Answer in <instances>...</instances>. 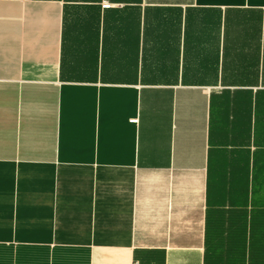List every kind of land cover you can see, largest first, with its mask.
Wrapping results in <instances>:
<instances>
[{
	"label": "crops",
	"instance_id": "crops-1",
	"mask_svg": "<svg viewBox=\"0 0 264 264\" xmlns=\"http://www.w3.org/2000/svg\"><path fill=\"white\" fill-rule=\"evenodd\" d=\"M135 262L264 264V0H0V264Z\"/></svg>",
	"mask_w": 264,
	"mask_h": 264
},
{
	"label": "built area",
	"instance_id": "built-area-1",
	"mask_svg": "<svg viewBox=\"0 0 264 264\" xmlns=\"http://www.w3.org/2000/svg\"><path fill=\"white\" fill-rule=\"evenodd\" d=\"M103 6H105V7H110L111 4H110V3H104ZM133 264H138V263L135 262V263H133Z\"/></svg>",
	"mask_w": 264,
	"mask_h": 264
}]
</instances>
